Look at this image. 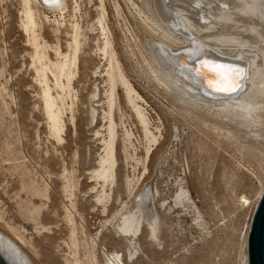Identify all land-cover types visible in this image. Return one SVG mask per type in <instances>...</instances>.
<instances>
[{"label": "rangeland", "instance_id": "rangeland-1", "mask_svg": "<svg viewBox=\"0 0 264 264\" xmlns=\"http://www.w3.org/2000/svg\"><path fill=\"white\" fill-rule=\"evenodd\" d=\"M29 2L61 130L46 114L25 2L0 0V239L8 250L29 264H245L264 189V0ZM74 27L77 65L62 88L53 64L72 54ZM107 39L125 77L112 109ZM204 54L241 63L234 93L208 92L179 62ZM111 119L107 180L98 173ZM134 213L140 230L121 232Z\"/></svg>", "mask_w": 264, "mask_h": 264}, {"label": "bare ground", "instance_id": "bare-ground-1", "mask_svg": "<svg viewBox=\"0 0 264 264\" xmlns=\"http://www.w3.org/2000/svg\"><path fill=\"white\" fill-rule=\"evenodd\" d=\"M41 1L46 6H48L50 8L59 7L63 2V0H41ZM24 2H25L24 3V12H25V23H24L25 25L24 26L26 28L25 30H27L28 32L31 31V33L29 34V36H30L29 41L32 43V47H33V45L35 46V48L33 47L34 53L32 52L33 53L32 63L37 61L38 62L37 64H39V65H36L35 67L37 69L36 71L41 73L40 75L38 74V76L42 77L41 80L43 83H45V88L43 91L44 92L43 97H45L44 103L46 102V104H45V106H46L45 110H47L46 114H48L47 117L50 119V120L49 119L48 120L51 121V125L53 127V130L55 129L54 132L56 131V134H58V133H60L59 131L61 130V127H60V123H61L60 118L61 117L59 116V114L61 112L59 111L60 106L57 107L58 106L57 101L54 100V98H56V97L53 98V96H52V93H51L52 88H50L48 85V80H47L48 78L46 75V71L48 69L50 70L51 67H50V64L48 63L49 61L47 62L45 60L46 58H48L47 57L48 54H46L47 51L44 48L47 45L41 46V44H39V42L37 40V38H38L37 34H35V32H34V28L37 27L36 26V24H37L36 18L37 17L35 16V10L30 5L29 0H24ZM74 26H76V25H74ZM101 27H102V25H101ZM75 28L76 27H74L75 31H74V35H73V41L70 42L72 45L70 46V43H69V46L73 47V48H71V49H73L72 54L67 55L66 53H68V52H66L65 56H64L65 59L63 60V58H62L63 61L61 60L56 64L52 63L54 65V68H55V69L52 68L54 70L53 72H54V75H55L54 77L56 80L55 83H57V85L59 84L60 86H62V88H64L63 85H65V84H63L64 82L62 83V80H63L62 78L64 77L67 80L66 81L67 83L71 82V79L73 78L72 76L75 74L73 67H76V65H77V54H78L77 52H78V49L80 48V40H79L78 30ZM103 30H104V28H103ZM103 45H104L102 47L103 54L106 53V55H107V53L109 52L108 54H109L110 67H109V71H108V74H109L108 79L110 80V86H111V93L109 96L110 97L109 98V100H110L109 105H110V109H112V107L114 106V103H115V99H114V92L115 91L114 90L116 88V83L120 79L124 80L125 77L123 76V73L120 70V67L118 66V63H117L118 61L116 62V56H115L114 51L112 49H110L111 52L109 51V48L111 47L110 40L107 39ZM207 55H209V56H207ZM211 56H213V54H204V55L199 56L203 59V61L200 63L199 62L190 63V62H187L186 60H184L183 58H180L179 62L183 67H185L187 70L190 71V73L194 76V78L201 80L204 88L208 92L215 93V94H225V95L229 96L235 92V91H233V88L237 87V86H233V83H234V78L237 76L235 71L239 70V66L236 63L230 62L233 60H228V59H224V58L222 59V58H218V57L215 58V56H213V57H211ZM47 60H49V59H47ZM37 66H39V67H37ZM187 70H186V72H187ZM188 76H190V75H188ZM188 79H190V78H188ZM191 79H192V77H191ZM124 82L125 81H123V83ZM124 84H126V82ZM193 84H195V83H193ZM67 85H65V86L67 87ZM197 85H198V82H197ZM188 87L191 89V87L189 85H188ZM195 88H196V86H195ZM204 88H202V89H204ZM109 100H108V102H109ZM62 107H63V105H62ZM110 112H111V110H110ZM137 114L139 115V117L141 119L140 121H142V123H146V120H145L146 116H145V118L143 117V115H142L143 113H141L140 109H137ZM110 121L111 122H110L109 128H108L109 129V134H108L109 140L106 143L107 144V147H106L107 148V152H106L107 155H105L106 157L104 156L105 158L102 159V161H101L102 162V169H100V171L98 173L99 177H104L107 180L108 179L112 180V178L114 176V168H115V162H114L115 125H114V123H113L114 121H112V119ZM146 130H148V129H146ZM263 192H264V189L261 193L263 194ZM139 218L137 217V215L135 213L130 215V216L127 215V217L124 218V220L120 226L121 232L126 233V234L135 235L140 230V226H141V221ZM247 235H248V233H247ZM3 241L4 240L0 239V245L4 249H6L20 264H29L28 263L29 261L21 259L19 256L15 255L13 253V251H9L11 249H9V247L7 248V245H5L6 242L4 243ZM246 248H247V241H246ZM245 264H247V256H245Z\"/></svg>", "mask_w": 264, "mask_h": 264}, {"label": "water", "instance_id": "water-1", "mask_svg": "<svg viewBox=\"0 0 264 264\" xmlns=\"http://www.w3.org/2000/svg\"><path fill=\"white\" fill-rule=\"evenodd\" d=\"M214 56L215 58L218 57ZM202 61L203 59L199 57L196 62L200 63ZM230 62L236 63L239 66V70L235 71L237 76L234 78L233 83V86H237L233 88V91H235L240 85L244 69L241 63ZM0 264L20 263L0 245ZM247 264H264V192L255 207L247 235Z\"/></svg>", "mask_w": 264, "mask_h": 264}]
</instances>
